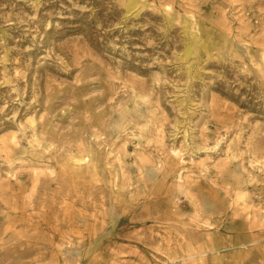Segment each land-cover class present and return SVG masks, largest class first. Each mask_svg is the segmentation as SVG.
Instances as JSON below:
<instances>
[{
    "label": "rangeland",
    "instance_id": "obj_1",
    "mask_svg": "<svg viewBox=\"0 0 264 264\" xmlns=\"http://www.w3.org/2000/svg\"><path fill=\"white\" fill-rule=\"evenodd\" d=\"M0 264H264V0H0Z\"/></svg>",
    "mask_w": 264,
    "mask_h": 264
}]
</instances>
